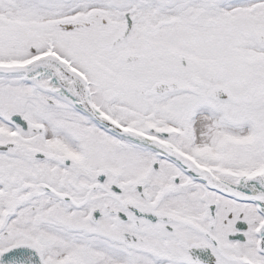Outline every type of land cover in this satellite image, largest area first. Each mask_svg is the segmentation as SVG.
<instances>
[{"label":"snow or ice","instance_id":"1","mask_svg":"<svg viewBox=\"0 0 264 264\" xmlns=\"http://www.w3.org/2000/svg\"><path fill=\"white\" fill-rule=\"evenodd\" d=\"M0 264H264V0H0Z\"/></svg>","mask_w":264,"mask_h":264}]
</instances>
